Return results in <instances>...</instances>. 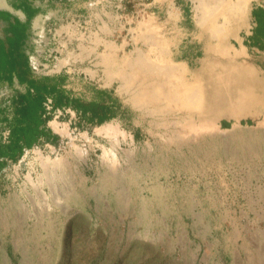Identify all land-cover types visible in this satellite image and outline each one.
Masks as SVG:
<instances>
[{
  "label": "rangeland",
  "instance_id": "rangeland-1",
  "mask_svg": "<svg viewBox=\"0 0 264 264\" xmlns=\"http://www.w3.org/2000/svg\"><path fill=\"white\" fill-rule=\"evenodd\" d=\"M26 3L42 9L21 48L30 57L31 71L21 72L40 85H56L72 104L59 106L55 92H45L53 99L52 108L45 107L49 135L29 138L19 156L0 165V264H264V104L253 105L241 117L219 118L218 136L216 124H192L180 114L171 115L163 128L154 124L151 108L134 103L135 84L130 94L120 88L116 75L107 84L105 68L112 66L85 51V44L99 45L93 31L124 45L121 57L137 47L153 56L146 34L170 37L178 59L198 68L205 56L204 42L194 35L199 2L0 0V9L15 7L23 16ZM175 5L176 18L170 15ZM259 9L264 10V0H252L248 25L229 44L240 52L239 61L249 62L264 76V41L255 45L253 39L254 33L264 32L254 15ZM4 12L0 49L3 42L13 48L20 41L16 23ZM149 17L161 25L141 24ZM83 52L88 56L84 60ZM87 66L97 69L98 76L85 71ZM5 70L0 68L2 138L19 96L29 87L26 82L12 84ZM75 101L107 111L99 109L101 117H93L81 112ZM178 119L181 122H173ZM199 130L203 134L196 139ZM66 155L72 162L65 165L72 188L62 196L67 204L51 215L34 217L20 192L28 173L36 179L43 173L45 157ZM55 174L60 185L69 186L61 171ZM78 190L80 199L74 196Z\"/></svg>",
  "mask_w": 264,
  "mask_h": 264
},
{
  "label": "bare ground",
  "instance_id": "bare-ground-1",
  "mask_svg": "<svg viewBox=\"0 0 264 264\" xmlns=\"http://www.w3.org/2000/svg\"><path fill=\"white\" fill-rule=\"evenodd\" d=\"M197 1L199 2V6L197 5V9H195L196 14L194 18L196 22V31L194 35L203 41L205 45V56L200 60L199 63L201 66L198 68L193 69L189 61L178 59L177 56L179 55V51H175L170 37L157 39L152 35L146 34L145 38L150 40V48L148 50L151 53L153 51V56H151L149 52L147 53L143 48L137 47L134 51L132 50L131 53H125L121 57L118 53L120 48L124 49V45L121 47L115 41H105L99 32L95 33V31H93V33L96 34V44L98 42L99 45L96 46V44H94L96 47H86L85 44V51L90 58L95 55L97 59H100L101 64H109L112 66V69H110V66L109 68L108 66L105 68L109 69L107 70L109 71V73L107 72L108 75L106 76L105 74L107 84L111 83L115 75L122 81L120 85L121 89L129 90L130 86L135 84L132 91V94L135 96L132 95V97L135 98L134 103L140 106V108L143 106L151 108L155 118V125L162 127L164 125L163 128H165L167 124H170L171 115L177 116L180 114L182 116H180L181 118L189 120L192 124L200 123L203 125L207 123L210 126L216 124L214 126L217 128L214 130H216V136H218L217 134L222 132L220 124H217L219 118L227 115L241 117L242 115H246V112L249 111L253 105L264 104V76L261 75L257 68L250 65L249 62L239 61L240 52L233 49L234 47L229 44V40L232 37H238L239 31L248 25L252 0ZM172 7L173 9L170 15L176 18L179 10L176 5ZM152 20L153 17H149L145 20L143 19L141 24H145L148 28L153 24H156L158 27L161 25L157 24L155 21L152 22ZM177 24H175V28ZM100 28H104L106 31L104 26ZM153 29L152 27L149 30L153 31ZM102 30L100 29V32ZM89 34L91 33L89 32ZM81 35L83 36L84 34L82 33ZM102 44H104L105 48L100 50L99 47ZM147 44L149 45V43ZM82 54H84V52L81 53V55ZM86 54H84L85 56L82 55V58L88 57ZM100 62L98 63L100 64ZM125 66H129L130 68L133 67L131 68L132 71L126 73L124 70ZM87 67L88 68L83 69L90 72L93 77L98 76L97 69H93L89 66ZM44 104L47 109H51L53 99L47 97ZM174 121L178 123L179 119L173 120V122ZM176 123L174 125H176ZM204 129L202 128L205 136L206 132H204ZM202 130L194 134L196 139L201 136ZM188 131L190 133V130ZM9 134L10 131H7L6 136H9ZM159 134H161V132ZM180 134L179 132L177 133L178 137ZM181 136V138H188L186 136L184 137L183 134ZM213 136H215V134H213ZM160 137L162 136L160 135ZM195 138H192V141L193 139L195 140ZM104 151L106 152L105 154H108L106 148ZM76 155L75 159L78 158ZM66 156V159L57 157L53 160L51 156L47 158L43 156L45 159L42 161L43 173L36 179L33 177L35 174L32 175V173H28L24 186H21L22 189L20 192L24 197L23 200L33 208L30 212L34 217L39 214L51 215L56 208L65 207V204H67L66 201L64 202V200H62V196H65V189L67 190V188H69V190H67L68 192H66L67 195V193L72 192V188L70 187L71 183L68 180L69 173L65 165L70 166L72 162L68 155ZM103 160H106V158L103 157ZM33 169L35 170V168ZM57 170L61 171L59 176L62 180L66 181L69 186L64 182H61V185L59 184L57 180L59 179L57 178L58 174H55ZM62 191L64 192L62 193ZM22 196L20 195L21 198ZM74 196L80 199L82 192L78 190ZM26 208L28 210V207Z\"/></svg>",
  "mask_w": 264,
  "mask_h": 264
},
{
  "label": "trees",
  "instance_id": "trees-1",
  "mask_svg": "<svg viewBox=\"0 0 264 264\" xmlns=\"http://www.w3.org/2000/svg\"><path fill=\"white\" fill-rule=\"evenodd\" d=\"M24 6L29 12V17L32 18L37 10L29 7L27 3L24 4ZM254 13L257 17V20L259 21V25H261L262 28V25L264 26V10H255ZM4 15L10 16L8 12H4ZM15 23L17 34H20V41L13 45V48H9L8 51L0 49V68L11 67L14 70L15 68H20L22 64L26 65V58L20 52V49L22 48V45L27 36L28 23L22 24L18 19H15ZM261 33L264 32L262 31ZM25 72H21L23 78L25 77ZM58 89L59 88L56 85H40L36 82L35 79L32 78V81H30L29 89L25 94L19 96L12 121L13 126L11 127L10 132V147L14 148V155L22 151L24 144L21 142V139H25V142H28L29 138H35L37 134H39V136H48L50 133V131H48L47 129V123L50 118L46 115V109L43 104L45 102L44 100L46 99L45 92L51 93V91H54L55 93L53 95L56 94V102L57 104H59V106H65L68 103L72 104V102L68 100V98L63 95V93ZM75 103L76 107L79 108L81 106V112H90L93 117H99V109L101 110V112L107 111L104 106H99L98 108L96 106H93L90 108L83 103L77 101H75ZM7 155H11L9 150H7V148L5 147L0 146V156ZM14 155H12L11 158L16 157Z\"/></svg>",
  "mask_w": 264,
  "mask_h": 264
},
{
  "label": "crops",
  "instance_id": "crops-1",
  "mask_svg": "<svg viewBox=\"0 0 264 264\" xmlns=\"http://www.w3.org/2000/svg\"><path fill=\"white\" fill-rule=\"evenodd\" d=\"M28 6L37 10L36 13H35V15H33L32 18L29 17V12L27 11V9L25 8L24 5H22L23 10L25 11V13H23V16L19 15L18 13H16V12L14 11V8H15V7H14V8L12 7V9H10V8H5V9H3V10L0 9V12L5 11V12H8V13L10 14V18H11L12 22L15 23V19H18L22 24L28 23V29H27V36H26V39H27V37L29 36L30 27L33 26V25L35 24V20H36V18L39 16V14H40V12H41V9H42V8H40L39 5H37V6L34 7V5L28 4ZM254 15H255V14H254ZM255 19H256V21H258L256 15H255ZM257 31H258V30H257ZM258 33H259V32H257V34L254 33V35H253V39H254V44H255V45L262 44V42L264 41V34L259 33L260 35H262V36H260ZM26 39H25V40H26ZM8 40H11V41L14 40L13 37H12V35H10V37L8 38ZM3 44H4V45L2 46L1 49L4 50V51H8L10 47L7 45L6 42H3ZM20 52H21V53L25 56V58H26V61H27L26 68H24V67L22 66L21 69H19V68H15V69L13 70L11 67H7V70H8V71L5 70V73H4V71H1V72L4 73L5 76H9V77L7 78V80H9L10 82H12V84H16L17 82H18V83L21 82L22 84H24V83L26 82V83H27V86L30 87V81H32V77H31L30 75H28L29 77H28V76H25V77L23 78V75H22V73H21V71H31L30 62H29L30 57H29V55L27 54V52H25V50L20 49ZM21 79H24V80L21 81ZM29 87H28V89H29ZM28 89H27V90H28ZM14 114H15V113H14ZM13 117H14V116H13ZM8 119H10V118H8ZM8 119H7V120H8ZM12 121H13V118H11V121H9V131H10V132H11V127L13 126ZM35 137H39V134H37ZM10 142H11L10 134H9V136H6V135H5L3 138L0 137V146L7 148V150H9V152H10V154H11V155H9V156H8V155H7V156H0V165H2V162H4V160H7L8 158H11L12 155H14V148L10 147V146H11ZM21 142L24 144L25 139H24V140L21 139ZM20 152H21V151H20ZM19 155H20V153L14 155V156L17 157V156H19Z\"/></svg>",
  "mask_w": 264,
  "mask_h": 264
}]
</instances>
